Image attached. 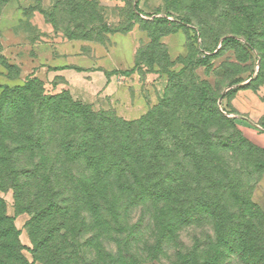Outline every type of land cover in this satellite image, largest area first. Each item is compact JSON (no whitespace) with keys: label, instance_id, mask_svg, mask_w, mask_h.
<instances>
[{"label":"rangeland","instance_id":"rangeland-1","mask_svg":"<svg viewBox=\"0 0 264 264\" xmlns=\"http://www.w3.org/2000/svg\"><path fill=\"white\" fill-rule=\"evenodd\" d=\"M129 32L141 36L132 74L142 98L154 102L150 110L169 94L195 113L198 89L206 93L203 117L216 108L233 123L201 133L207 145L225 137L219 157L214 148L201 154L216 167L185 169L194 178L237 174L236 187L209 196L227 220L216 227L196 212L156 251L158 231L137 222L140 209L115 208L118 227L109 210L95 216L92 207L75 204L74 193V202L55 199L52 208L47 197L31 220L38 208L18 212L13 192L0 191L10 231L1 222L0 264H264V149L249 137L264 139V0H7L0 12V84L37 81L44 95H59L53 87L63 79L46 78L53 61L87 54L86 48L108 50L110 36Z\"/></svg>","mask_w":264,"mask_h":264},{"label":"trees","instance_id":"trees-1","mask_svg":"<svg viewBox=\"0 0 264 264\" xmlns=\"http://www.w3.org/2000/svg\"><path fill=\"white\" fill-rule=\"evenodd\" d=\"M6 2L0 0V12ZM0 91V191L13 192L18 212L38 208L31 220L40 217L45 208L39 207L47 197L53 199L48 203L52 208L55 199L74 202V193L75 204L92 207L95 216L101 209L109 210L118 227L121 215H116L115 208L140 209L137 222L147 221L158 231L156 251L173 228L182 231L179 225L196 212L216 227L227 220L209 196L228 185L234 187L237 174L208 178L195 174L194 178L185 171L216 167L201 154L214 148L219 157L226 150L225 137L218 138L223 143L207 145L201 133L214 123L221 129L234 128L216 108L203 117L205 91L197 89L201 95L194 101L195 113L170 100L169 90L161 105L134 121L111 111H92L64 92L46 96L37 81L2 85ZM175 104L177 108L170 111ZM180 118L183 124L179 125ZM203 179L206 194H202L205 184L200 186ZM7 221L0 208V224L5 222V233L10 235Z\"/></svg>","mask_w":264,"mask_h":264},{"label":"crops","instance_id":"crops-1","mask_svg":"<svg viewBox=\"0 0 264 264\" xmlns=\"http://www.w3.org/2000/svg\"><path fill=\"white\" fill-rule=\"evenodd\" d=\"M140 38L135 32L114 35L110 36L112 48L108 47V50L92 47L86 48L87 54L78 52L75 57L71 54L62 56L61 62L60 58L53 61L51 69L46 70L47 81L63 79L53 90L68 92L74 101L90 106L95 112L114 110L126 120L139 119L154 106V102L145 101L136 77L124 72L131 71L134 66ZM161 42L168 44L166 38ZM29 77H34L33 73ZM249 137L257 147L264 149L261 135Z\"/></svg>","mask_w":264,"mask_h":264}]
</instances>
